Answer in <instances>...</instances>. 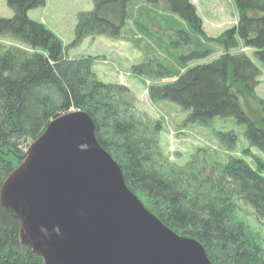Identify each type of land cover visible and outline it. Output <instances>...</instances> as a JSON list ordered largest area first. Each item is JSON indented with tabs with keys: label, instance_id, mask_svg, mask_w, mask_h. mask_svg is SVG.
Masks as SVG:
<instances>
[{
	"label": "trees",
	"instance_id": "obj_1",
	"mask_svg": "<svg viewBox=\"0 0 264 264\" xmlns=\"http://www.w3.org/2000/svg\"><path fill=\"white\" fill-rule=\"evenodd\" d=\"M232 1L236 25L217 38L205 35L191 0H93L92 11L78 14L70 47L106 37L141 49L144 61L131 73L157 81L148 85L151 102L178 106L186 125L209 128L215 119L233 118L245 126L242 153L254 167L228 154L225 161L201 159L199 170H167L159 162L161 123L142 122L128 88L99 81L93 58H67L60 40L28 18L44 0H4L13 16L0 18V38L22 46L0 45V188L51 121L84 112L127 188L166 227L200 243L212 264H264V247L237 217L242 202L264 226V162L250 151L264 154V119H249L240 103L260 76L243 50L264 67V0ZM216 51L212 61L189 65ZM214 136L228 153L236 150L233 131ZM18 229L0 205V264H43L19 243Z\"/></svg>",
	"mask_w": 264,
	"mask_h": 264
},
{
	"label": "water",
	"instance_id": "obj_2",
	"mask_svg": "<svg viewBox=\"0 0 264 264\" xmlns=\"http://www.w3.org/2000/svg\"><path fill=\"white\" fill-rule=\"evenodd\" d=\"M84 112L51 121L0 188L19 243L43 264H212L126 186Z\"/></svg>",
	"mask_w": 264,
	"mask_h": 264
},
{
	"label": "rangeland",
	"instance_id": "obj_3",
	"mask_svg": "<svg viewBox=\"0 0 264 264\" xmlns=\"http://www.w3.org/2000/svg\"><path fill=\"white\" fill-rule=\"evenodd\" d=\"M191 4L201 20L203 32L210 38H217L236 25L238 15L232 0H191ZM92 9L93 0H44L42 6L30 10L27 16L30 20L43 24L60 40L66 49L67 58L78 59L88 56L93 58L92 70L99 81L128 88L134 104V112L142 122L161 123L162 131L157 137L159 162L165 169L174 170L191 165L199 170L202 166L201 159L225 161L228 154L241 157L251 166H255L253 160L242 153L248 148L243 137L245 126L238 124L235 119H215L209 128L186 125L184 122L187 112H182L178 106L169 102L155 103L149 100L148 85L157 81L139 79L131 73L133 66L144 61L141 49L135 48L128 42L106 37L86 38L80 45L71 48L78 14L90 12ZM12 16L11 9L4 0H0V18ZM0 45L22 46L4 37L0 38ZM243 52L258 68L260 76L253 95L241 96L240 103L249 119L260 121L264 119L262 117L264 113L260 109L264 103V67L255 60L252 50H243ZM219 54L220 51H216L210 57L189 65L210 62ZM215 131H233L237 136L236 150L228 153L215 138ZM250 151L264 162L263 153L255 148H251ZM237 217L264 247V226L257 220L253 210L238 202Z\"/></svg>",
	"mask_w": 264,
	"mask_h": 264
}]
</instances>
